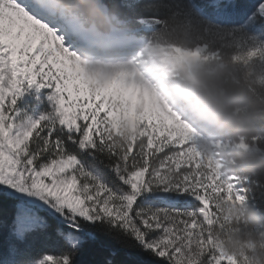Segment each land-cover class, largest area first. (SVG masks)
I'll use <instances>...</instances> for the list:
<instances>
[{
    "label": "snow or ice",
    "instance_id": "6c2138e0",
    "mask_svg": "<svg viewBox=\"0 0 264 264\" xmlns=\"http://www.w3.org/2000/svg\"><path fill=\"white\" fill-rule=\"evenodd\" d=\"M118 5L141 50L102 59L81 51L78 21L51 18L38 0H0V264H85L98 237L115 247L91 264H237L215 246L216 202H245L248 181L225 175L161 103L146 54L180 32L235 49L241 66L264 63V0Z\"/></svg>",
    "mask_w": 264,
    "mask_h": 264
},
{
    "label": "clouds",
    "instance_id": "9594fccd",
    "mask_svg": "<svg viewBox=\"0 0 264 264\" xmlns=\"http://www.w3.org/2000/svg\"><path fill=\"white\" fill-rule=\"evenodd\" d=\"M55 20L73 19L82 28L86 56L116 59L141 50L135 24L117 3L106 0H38ZM207 44L216 59L189 60L173 46L195 49ZM235 49L177 32L170 45L146 54L161 103L174 109L190 126L200 150L214 154L225 175L247 179L245 202L220 199L215 246L237 264H264V87L256 76L264 63H235Z\"/></svg>",
    "mask_w": 264,
    "mask_h": 264
},
{
    "label": "trees",
    "instance_id": "16d2710c",
    "mask_svg": "<svg viewBox=\"0 0 264 264\" xmlns=\"http://www.w3.org/2000/svg\"><path fill=\"white\" fill-rule=\"evenodd\" d=\"M106 2L109 3H121L122 0H106ZM258 29H255L253 31H257ZM109 247H115V245H111L109 242L104 241L102 237H98L96 241H89L84 245L83 252L81 254L80 259L85 262V264H91V262L100 261L104 259L107 250ZM51 251H55V246H52L50 248ZM125 255L123 253L120 254L117 259H124ZM140 260H148V257L146 256H140L138 257Z\"/></svg>",
    "mask_w": 264,
    "mask_h": 264
},
{
    "label": "rangeland",
    "instance_id": "374dc122",
    "mask_svg": "<svg viewBox=\"0 0 264 264\" xmlns=\"http://www.w3.org/2000/svg\"><path fill=\"white\" fill-rule=\"evenodd\" d=\"M255 30V29H254ZM253 33L254 34H259V30H257V31H253ZM262 38H264V37H262Z\"/></svg>",
    "mask_w": 264,
    "mask_h": 264
}]
</instances>
